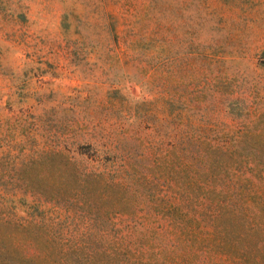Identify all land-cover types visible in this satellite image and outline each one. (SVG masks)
<instances>
[{
    "label": "rangeland",
    "instance_id": "rangeland-1",
    "mask_svg": "<svg viewBox=\"0 0 264 264\" xmlns=\"http://www.w3.org/2000/svg\"><path fill=\"white\" fill-rule=\"evenodd\" d=\"M0 264H264V0H0Z\"/></svg>",
    "mask_w": 264,
    "mask_h": 264
}]
</instances>
